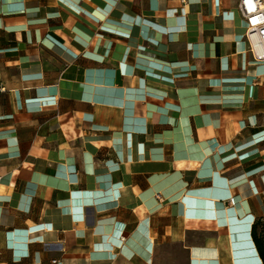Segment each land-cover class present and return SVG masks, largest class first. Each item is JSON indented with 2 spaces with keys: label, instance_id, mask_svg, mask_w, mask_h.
Here are the masks:
<instances>
[{
  "label": "crops",
  "instance_id": "0c3cea01",
  "mask_svg": "<svg viewBox=\"0 0 264 264\" xmlns=\"http://www.w3.org/2000/svg\"><path fill=\"white\" fill-rule=\"evenodd\" d=\"M240 1L0 0V264H264Z\"/></svg>",
  "mask_w": 264,
  "mask_h": 264
},
{
  "label": "built area",
  "instance_id": "2783aa9c",
  "mask_svg": "<svg viewBox=\"0 0 264 264\" xmlns=\"http://www.w3.org/2000/svg\"><path fill=\"white\" fill-rule=\"evenodd\" d=\"M240 11L247 21V40L252 53L258 62H264V0H241ZM235 203V199L230 201V205Z\"/></svg>",
  "mask_w": 264,
  "mask_h": 264
},
{
  "label": "trees",
  "instance_id": "16d2710c",
  "mask_svg": "<svg viewBox=\"0 0 264 264\" xmlns=\"http://www.w3.org/2000/svg\"><path fill=\"white\" fill-rule=\"evenodd\" d=\"M254 236H255V238L258 240V242H259V244H260V246H261V241L258 239V236H257L256 232H254ZM261 247H262V246H261ZM262 257H263V260H264V250H263V247H262Z\"/></svg>",
  "mask_w": 264,
  "mask_h": 264
}]
</instances>
